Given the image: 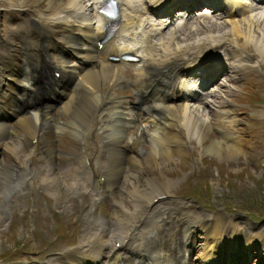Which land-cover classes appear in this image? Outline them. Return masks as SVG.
Masks as SVG:
<instances>
[{"label":"bare ground","instance_id":"obj_1","mask_svg":"<svg viewBox=\"0 0 264 264\" xmlns=\"http://www.w3.org/2000/svg\"><path fill=\"white\" fill-rule=\"evenodd\" d=\"M3 1L5 0H0V4ZM27 1L32 4L40 0H7L8 4L15 6L19 12H27L30 4ZM41 1L46 3L44 9H32L30 16L25 15L24 20L25 22L28 21L22 28L9 34L6 38L0 37V196L4 194L3 186L7 184L16 185L14 182L16 180L14 179L16 178L15 175L13 178L11 176L13 172L7 168L12 164L14 157L17 156L18 159L22 160L20 152L23 150L28 151L25 156L26 159L29 157L33 162H36L37 151L40 158L43 157L40 151L44 154H50L52 161L48 170L50 175L42 174V177L47 184L53 185L57 192L64 194L70 187L83 188L77 175L81 170L84 174L86 172L84 170L85 154L79 158L77 166L74 168L56 170L55 168H58L59 165L54 164L53 161L58 163L63 157L65 159V155L74 154L81 146L80 132L85 128H92L89 124H85L81 111L88 109L89 113L93 111L92 115L95 116L98 113L99 105L108 99L112 109L106 108L105 111L111 117L101 118L103 125L97 126L99 131L107 133L105 144L101 148H99V143L95 144L93 146L95 152L90 151L89 155L91 163L95 153L100 157V164L96 171L104 177L103 181H98V183L99 187L106 186L109 189L113 203L112 209L108 211L105 199L94 194L91 197L89 207L94 210L96 216L90 228L89 237L84 238L77 247L71 250L50 256L47 262L43 264H174L173 260H177L178 257L176 251L169 247L173 237L169 233H164L168 238H162L161 232L164 231L160 230L167 220L174 219L175 215L171 217L174 214L172 208L168 206L171 202L166 201L165 203L163 201L167 206H165V210H161L162 213L158 218L168 215L165 218L155 220L153 211L159 202L158 199L153 202L152 198L161 191L160 189L154 191L159 186H156L155 182L149 179L148 174L139 168V156L131 152H124L123 148H119L118 143L123 137L122 133L130 122L123 116L125 113L130 114V112L128 109L125 112L122 106L123 101L115 97L113 86L115 83L123 85V82L127 83L130 80L140 92L144 91L145 84L148 79L151 81L152 76L166 74L171 80L182 66H198L203 57L218 56V48L216 47L224 41L225 36L222 34L228 32H230L234 42L224 43L225 46L221 45L223 47L221 55H223L225 67L231 73L235 85L242 69H246L249 63L253 66L252 63L258 65L264 60L261 57L264 54V9L253 11L255 8L252 5L253 0H222L219 17H222L221 24L227 25V31L224 28L218 34L213 35L209 31V27L213 26L212 23L206 26L205 21L199 20L198 23L202 27L203 34L199 35V26L188 25L185 30L187 33H193L194 36L191 39H183V37L181 40H179L180 36L178 35L179 32H182L180 27L173 26L171 23L166 27L165 21L157 19L158 23L153 25L165 26L164 35L167 37L164 40L163 31H159L156 38L151 36V32L147 36L139 37L133 33L130 23L138 17L143 6H161L166 0H119L118 8H120L121 21L112 38L115 42L111 45L113 47L115 43L117 44L116 47L125 45L126 48L129 47L139 53V63L131 67L134 75L130 79L122 74L121 68L123 66L121 64L106 63L102 57L94 54L91 44L86 45L76 38L77 34L84 37L88 35L92 42L94 34L100 29L97 25L96 17L99 15L96 8L101 0ZM196 1L187 6L195 4ZM148 31L152 30L149 29ZM256 31L259 34L256 35ZM239 38H241L239 44H235ZM209 39H211L208 44L209 48H205L209 51L201 54L203 48H200L199 44ZM17 40L19 44H17ZM135 42H138L139 47L131 44ZM62 46L71 48L79 56L78 59L88 60V67L85 69L81 63L71 73H67L68 69L65 67L63 72H60V87L56 84L57 90L53 92L51 98L47 96L44 104L37 108L35 103L26 97L34 95L41 98L38 95L45 94V92L38 90L37 80L42 75L44 76L48 67L50 69L52 67L57 68L56 64L63 62L60 53ZM250 46L252 53L256 55V59L252 62L249 59L252 57V53L247 51ZM73 60L75 61V57ZM219 68L220 65L214 66L213 73L215 74ZM76 75H78L77 78ZM180 81L182 82L184 79L180 78ZM104 82H106L105 86ZM71 87L72 89H70ZM102 87L108 89L107 95L101 93ZM153 90L158 89L154 88ZM147 95V102L140 101L139 105L149 104L146 107L150 108H146L143 113L145 118H149V122H154L155 116L162 118L161 127L165 130L164 134L169 141L164 153L171 155L180 145L187 144L190 138L199 142L206 136L209 127H216L222 138H229L227 147L230 150H236V147L239 146L237 136L234 134L232 136L228 130L223 129L225 123L236 122L231 113L227 112L225 100L216 108H211L213 112L209 113L210 110L209 112L206 110L205 103L197 105L188 103L187 101L190 100L185 99L184 102L170 104V102H165L164 99L149 94V92ZM16 98L26 100L23 107L18 106ZM52 103L56 104L63 116L58 117L55 113L50 112ZM166 114L170 117L169 121ZM144 131L152 142L154 140L153 135L157 133V128L151 125L145 127ZM30 140H33V143H30ZM222 142L223 139L213 140L206 149L215 150L217 153L222 150L224 153ZM153 145L155 146L154 143ZM155 147L150 146L148 151L151 159L147 161L153 164L155 163L153 157ZM14 150L16 156L13 157ZM19 164H21L22 169L20 172L26 177L25 162ZM29 170L31 171L30 168ZM139 178L143 179L144 187L139 186L141 181ZM125 183L129 186L122 190L121 186ZM118 189H120V193H118ZM143 197L149 204V210L144 216L137 218L133 212L134 210L136 212L138 208L136 198L143 200ZM172 204L174 205L173 208L177 206L176 209L185 210L186 208L180 203ZM109 218L112 219L110 222ZM137 221H140L142 225L139 228L135 223ZM213 221L212 226L207 231L205 230L204 236V243L208 252L203 251L202 257L204 259L210 256V260L205 262L206 264H212L211 253L220 248L217 237L221 234L222 219L214 216ZM104 235H108L112 239L113 245L119 241L116 248L110 249V255L106 258V262L102 252L108 243L104 241ZM262 245H264V241ZM197 261L201 263L200 259Z\"/></svg>","mask_w":264,"mask_h":264},{"label":"rangeland","instance_id":"obj_2","mask_svg":"<svg viewBox=\"0 0 264 264\" xmlns=\"http://www.w3.org/2000/svg\"><path fill=\"white\" fill-rule=\"evenodd\" d=\"M5 1L7 2V0ZM4 2L0 4V33L2 37L6 36L13 27L14 29L17 28L12 18L13 15L18 18H25L27 14L13 11L14 9H11ZM27 2L30 3L28 6L31 10L44 9L46 6L43 1L32 4L30 1ZM261 7H264V4ZM28 15L31 14L28 13ZM216 17L210 16V20L205 19L206 26L212 23L213 26H210L209 29L213 34L222 30L223 27H227V25L222 26L220 19ZM13 32L8 33V35ZM228 33L225 34L224 41L234 42L230 32ZM201 34L203 32L200 29L199 35ZM255 34L259 33L256 31ZM180 35L181 38L184 37L183 39H191L194 36L193 33H187V31ZM240 40L241 38L237 42L235 41V44H239ZM199 45L202 48L205 45L204 41ZM247 51L252 53V47L250 46ZM251 56L249 59L252 62L256 59V55L252 53ZM261 57L264 58V54ZM122 73L128 77L132 76V72L127 68ZM132 89V85L126 83L121 87H116L114 91L118 95L128 97L133 96ZM219 90L218 100L215 103L229 95L226 109L236 122H230L227 128L239 136L241 149L230 150L227 147L228 143L223 141L222 149L224 153L222 150V153L207 150L209 144L216 140L214 138L220 139L214 130L208 129L209 131L199 141L200 143L190 139L187 143L188 146L180 145L175 152L171 153L172 156L164 152L157 153L154 164L144 160L142 168L139 167L148 174L149 179L155 182L156 186H159V189L166 190L168 196H170L169 198H171L166 199L165 197L162 199L159 205L160 208L158 206L156 207L158 209L153 211L154 219L159 217L161 210L166 209L167 204L163 202L165 200H181L180 203H186V207L194 211L187 217V208H185L184 213H179L175 208H172L174 214L171 217L175 215L174 219L171 220L172 222L169 220L166 222V227L175 241L174 249L178 253L182 250L187 251L189 261L201 255L200 248L203 240L200 236L205 229L211 227L212 218L216 214L223 218H229L233 223L243 228L246 226L245 222H248L251 224V231L258 232L264 238V60L253 67L244 68L235 85L232 80H229L228 84L220 87ZM133 99H135V96H133ZM210 108L207 106L208 112ZM52 111L63 116L57 107ZM84 112V110L81 111L83 116ZM212 112L210 110L209 113ZM130 117L133 119L134 124L131 122L126 127L125 134L133 133L135 135L133 139L135 148L147 150L150 140L143 131V126L147 123H135V114ZM158 133L160 132L158 131ZM93 139L94 134H90L85 140V145ZM160 140L162 139L156 138V144ZM120 144L123 145L125 142L121 141ZM26 154V151L22 152V160H17L18 163L25 162L27 167L24 170L26 171V177L20 172L22 170L21 164L17 163L15 167L18 169L15 168L11 175L12 177L15 175L16 178H13L16 180L14 181L13 178L12 180L16 185L7 184L6 187L3 186L4 194L0 196V199H2L0 200V264H38L46 258L45 262H47L48 258L54 255L51 254L45 257L50 252L58 251L62 247H73L76 244L77 247L84 238L89 237L90 228L95 221V215L91 212L92 208L89 209L88 207V201L95 192V176L88 177L89 172L82 174L80 181L86 189L85 193L80 195L77 191L68 190L67 193L59 197L53 188L54 186L47 185L43 181L41 170L38 169L39 162L26 159ZM165 155H168V157L166 158ZM66 162L65 166L74 164L68 159H66ZM167 173L169 176H167ZM139 181V186L144 187L143 179L139 178ZM167 182H170V187L166 185ZM128 186L125 183L121 189L125 190ZM105 201L107 208L111 209V201L107 198ZM136 202L138 208L136 212L135 210L133 212L137 218L142 217L149 210L147 200L144 197L143 200L142 198H136ZM246 214L253 215L255 219L249 218ZM183 215L185 217H182ZM184 218H187L186 222L188 226H191L190 230L193 233L191 236L185 234L182 238L181 228L183 224L181 220ZM108 220L110 222L112 219L109 218ZM135 223L141 224L140 221ZM221 228L222 233L219 238L226 244L228 242L226 240L227 234H229L228 227L222 224ZM109 238L107 235L103 237L104 241L110 246L111 238ZM235 238L236 236L231 241H234ZM240 238L239 242L244 240V236H240ZM25 261L28 263H25ZM186 263L187 261L184 264Z\"/></svg>","mask_w":264,"mask_h":264}]
</instances>
